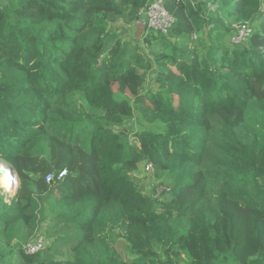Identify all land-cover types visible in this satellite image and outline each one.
Listing matches in <instances>:
<instances>
[{
  "label": "trees",
  "instance_id": "trees-1",
  "mask_svg": "<svg viewBox=\"0 0 264 264\" xmlns=\"http://www.w3.org/2000/svg\"><path fill=\"white\" fill-rule=\"evenodd\" d=\"M153 1L0 0V264H264V0Z\"/></svg>",
  "mask_w": 264,
  "mask_h": 264
},
{
  "label": "built area",
  "instance_id": "built-area-1",
  "mask_svg": "<svg viewBox=\"0 0 264 264\" xmlns=\"http://www.w3.org/2000/svg\"><path fill=\"white\" fill-rule=\"evenodd\" d=\"M144 14V19H139L136 21L138 25L142 26V29L145 28L152 29L155 32L161 34H166L169 28L172 26L174 19L166 12L163 7L162 0H154L151 2L145 9L140 13ZM236 33L232 35L229 39L231 45H238L244 43L252 35L251 28L247 24H239L235 26ZM66 174L65 171H62L58 175V179H61ZM52 179V175H47L46 181L49 182ZM17 188V183L15 180H12L10 190L13 192ZM1 192L7 189H0ZM8 192V191H7ZM48 242L45 241L41 236H38L32 243L25 246L24 250L27 254H34L38 251H41L46 248Z\"/></svg>",
  "mask_w": 264,
  "mask_h": 264
},
{
  "label": "rangeland",
  "instance_id": "rangeland-1",
  "mask_svg": "<svg viewBox=\"0 0 264 264\" xmlns=\"http://www.w3.org/2000/svg\"><path fill=\"white\" fill-rule=\"evenodd\" d=\"M262 10L264 11V5L262 6ZM114 29H116V35L122 36L124 40L141 43L144 30L142 29V26L138 25L136 22H134L131 26H128V27L123 26V25H116ZM224 36L226 38L229 37L228 33H225ZM75 100L77 101V103H79L77 97H75ZM244 121H245V124L256 133L257 138L261 139L262 136L264 135V116L263 114L259 112L256 108L250 105L247 108V111L245 112ZM0 164L2 165L4 164L5 166H8L3 161H0ZM144 170H145L144 164H140L138 169L132 174V176L137 186L140 189H142L144 193L145 192L147 193L149 192L150 189H153L156 182H154L151 179V177L145 173ZM1 188L2 187H0V189ZM2 193L6 197H11L13 196L14 192L13 191L5 192L3 190Z\"/></svg>",
  "mask_w": 264,
  "mask_h": 264
},
{
  "label": "bare ground",
  "instance_id": "bare-ground-1",
  "mask_svg": "<svg viewBox=\"0 0 264 264\" xmlns=\"http://www.w3.org/2000/svg\"><path fill=\"white\" fill-rule=\"evenodd\" d=\"M12 180H15L17 183L16 174L12 173L8 166L0 164V187L10 192L13 191L10 190Z\"/></svg>",
  "mask_w": 264,
  "mask_h": 264
},
{
  "label": "water",
  "instance_id": "water-1",
  "mask_svg": "<svg viewBox=\"0 0 264 264\" xmlns=\"http://www.w3.org/2000/svg\"><path fill=\"white\" fill-rule=\"evenodd\" d=\"M145 18V16H144V14H141L140 15V19H144ZM10 170L12 171V173H14V171L10 168ZM16 178H17V187H18V184H19V179H18V177H17V175H16ZM15 192V191H14ZM14 194V193H13Z\"/></svg>",
  "mask_w": 264,
  "mask_h": 264
},
{
  "label": "crops",
  "instance_id": "crops-1",
  "mask_svg": "<svg viewBox=\"0 0 264 264\" xmlns=\"http://www.w3.org/2000/svg\"><path fill=\"white\" fill-rule=\"evenodd\" d=\"M131 26V25H130Z\"/></svg>",
  "mask_w": 264,
  "mask_h": 264
}]
</instances>
